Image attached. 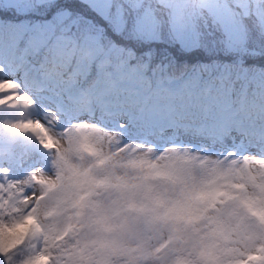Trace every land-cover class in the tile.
<instances>
[{
    "label": "clouds",
    "instance_id": "9594fccd",
    "mask_svg": "<svg viewBox=\"0 0 264 264\" xmlns=\"http://www.w3.org/2000/svg\"><path fill=\"white\" fill-rule=\"evenodd\" d=\"M251 7L264 13V0ZM13 53L5 36L0 119L33 130L23 145H0V264H248L259 255L264 76L186 99L149 91L122 63L81 81L55 52L23 67ZM177 106L193 133L149 130Z\"/></svg>",
    "mask_w": 264,
    "mask_h": 264
},
{
    "label": "trees",
    "instance_id": "16d2710c",
    "mask_svg": "<svg viewBox=\"0 0 264 264\" xmlns=\"http://www.w3.org/2000/svg\"><path fill=\"white\" fill-rule=\"evenodd\" d=\"M35 2L43 7L28 10L40 17L39 23L63 19L71 25L70 31L55 33L75 49L74 57L64 58L65 67L70 61L80 65L81 48L91 44L93 53L83 60L86 70L94 64L104 76L109 66L122 63L127 72L137 69L146 86V79L165 82L175 75L199 79L198 89L226 70L249 76L264 72V13L252 8L251 0H208L203 16L196 12L195 0ZM12 6L13 0H0V8ZM27 61L35 62L31 57ZM18 142L27 143L25 138Z\"/></svg>",
    "mask_w": 264,
    "mask_h": 264
},
{
    "label": "snow or ice",
    "instance_id": "6c2138e0",
    "mask_svg": "<svg viewBox=\"0 0 264 264\" xmlns=\"http://www.w3.org/2000/svg\"><path fill=\"white\" fill-rule=\"evenodd\" d=\"M33 7L38 9L43 5L36 3L35 0H13L11 8H0V41L5 36L12 40L14 48L12 62L17 67H23L27 58L40 56L45 49L55 52L62 62L65 57H74L75 49L70 47L71 42L65 40L62 35H55L57 30L70 31L71 25L66 24L63 19L58 24H52L50 20L46 23H39L40 17L35 12L28 10ZM54 11V8L51 9L49 15ZM100 23L106 27L105 21L101 20ZM92 53L91 44H86L81 48V66H83V60ZM30 130H33L30 123L10 118L0 119V139H4L10 145H16ZM251 247H255V245ZM244 255L247 258L253 254L249 251ZM248 264H264V247L259 249V255L255 256Z\"/></svg>",
    "mask_w": 264,
    "mask_h": 264
},
{
    "label": "rangeland",
    "instance_id": "374dc122",
    "mask_svg": "<svg viewBox=\"0 0 264 264\" xmlns=\"http://www.w3.org/2000/svg\"><path fill=\"white\" fill-rule=\"evenodd\" d=\"M207 1L208 0H198L197 5L201 7H206ZM249 51L251 50L249 49ZM227 71L228 70H226L222 75L218 76L216 82L212 86L213 88H219L224 91H226L229 86H234L236 88H239L248 78L264 76V72H258L253 76H249L244 74L242 71H239V73L237 74L236 73L231 74L228 73ZM79 73L81 74V72ZM128 73L135 78L140 79L142 77V75L138 73L137 69L135 70L129 69ZM198 82L199 79L197 78L184 80V79H178L175 75H171L169 77V81L166 82L165 84L159 80H156L154 82V85L149 89V91L154 90L155 92L160 93L161 90H163L164 92L176 90V91H180L187 99L197 89ZM110 99L114 103L119 104L125 98L123 96L113 95L110 97ZM179 109L180 107L177 106L176 113L172 115L171 119L165 122H150L149 130L154 131L157 134L167 135L172 137H176L178 135L185 133L187 134L193 133L195 131V128L190 127L191 122H187L186 118L184 120L180 119L179 114H177Z\"/></svg>",
    "mask_w": 264,
    "mask_h": 264
}]
</instances>
